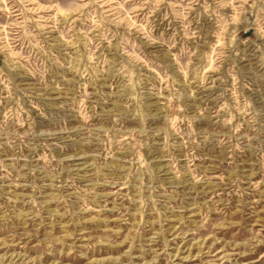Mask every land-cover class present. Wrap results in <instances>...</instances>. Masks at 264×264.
Returning a JSON list of instances; mask_svg holds the SVG:
<instances>
[{
    "label": "rangeland",
    "instance_id": "374dc122",
    "mask_svg": "<svg viewBox=\"0 0 264 264\" xmlns=\"http://www.w3.org/2000/svg\"><path fill=\"white\" fill-rule=\"evenodd\" d=\"M0 264H264V0H0Z\"/></svg>",
    "mask_w": 264,
    "mask_h": 264
}]
</instances>
